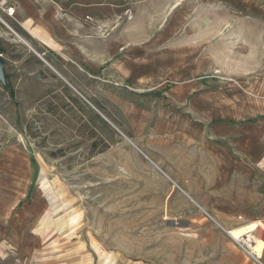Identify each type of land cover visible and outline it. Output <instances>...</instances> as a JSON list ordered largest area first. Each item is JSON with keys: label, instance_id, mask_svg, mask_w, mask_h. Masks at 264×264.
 Returning <instances> with one entry per match:
<instances>
[{"label": "rangeland", "instance_id": "rangeland-1", "mask_svg": "<svg viewBox=\"0 0 264 264\" xmlns=\"http://www.w3.org/2000/svg\"><path fill=\"white\" fill-rule=\"evenodd\" d=\"M10 1L0 264H264V0Z\"/></svg>", "mask_w": 264, "mask_h": 264}, {"label": "crops", "instance_id": "crops-1", "mask_svg": "<svg viewBox=\"0 0 264 264\" xmlns=\"http://www.w3.org/2000/svg\"><path fill=\"white\" fill-rule=\"evenodd\" d=\"M14 163H18V159L16 156H14ZM28 166H29L28 164H24V168H28ZM14 168H15L14 173L17 174L18 170H16V168L18 167L15 164H14ZM170 177L169 178L180 188V185H182V183L176 180V178L173 177L172 175ZM174 179L177 181V183L174 181ZM17 185H18V177L14 176V253L19 256L22 254L24 255L26 252L28 256H31L32 253L34 252L35 242H34V237L28 233L27 228L29 227V221L35 214L36 208L33 202H28L27 204L21 206V200H23V198H25L29 194V187L25 189H20ZM184 193L187 194L190 198H196V194L194 195L192 192L186 189ZM193 202L196 203L194 200ZM196 205L198 204L196 203ZM0 215L1 218L6 216L5 208L2 210ZM254 224H255L254 228L256 229V227L261 223L257 221ZM224 229L228 230V228H224ZM11 237H9V241L11 240ZM262 252L260 253V258L262 256Z\"/></svg>", "mask_w": 264, "mask_h": 264}, {"label": "built area", "instance_id": "built-area-1", "mask_svg": "<svg viewBox=\"0 0 264 264\" xmlns=\"http://www.w3.org/2000/svg\"><path fill=\"white\" fill-rule=\"evenodd\" d=\"M15 17V7L14 4L11 3L10 0H0V25L8 29L13 33V30L11 26L9 25V22L13 21ZM246 241H237L234 240L248 255L253 257V255L249 252L246 245L248 242H250V239L245 237ZM254 258V257H253ZM255 259V258H254ZM257 260V259H256ZM258 261V260H257Z\"/></svg>", "mask_w": 264, "mask_h": 264}, {"label": "water", "instance_id": "water-1", "mask_svg": "<svg viewBox=\"0 0 264 264\" xmlns=\"http://www.w3.org/2000/svg\"><path fill=\"white\" fill-rule=\"evenodd\" d=\"M13 33L15 34V35H17L16 34V32H14L13 31ZM24 45L25 46H27L29 49H31L32 50V48L28 45V44H26V43H24ZM33 51V50H32ZM46 65H48L46 62H45V60L39 55V54H37L36 52H34ZM0 84L2 85V86H4V87H7L8 85H7V76H6V74H5V71H4V60L2 59V49H1V46H0ZM129 143H131L132 144V142L130 141V140H128V139H126ZM133 145V144H132ZM152 162V161H151ZM153 163V162H152ZM169 180L173 183V185L174 186H176L177 188H179L170 178H169ZM180 189V188H179ZM184 193V192H183ZM187 195V194H186ZM188 196V195H187ZM189 197V196H188ZM190 198V197H189ZM190 199H192V198H190ZM192 201H193V199H192ZM198 207H200V206H198ZM200 209L214 222V223H216V225H218V227H220L226 234H228V231L227 230H225L222 226H220V224H218L215 220H213L201 207H200Z\"/></svg>", "mask_w": 264, "mask_h": 264}, {"label": "bare ground", "instance_id": "bare-ground-1", "mask_svg": "<svg viewBox=\"0 0 264 264\" xmlns=\"http://www.w3.org/2000/svg\"><path fill=\"white\" fill-rule=\"evenodd\" d=\"M16 37H17V39L19 40V41H21L23 44L24 43H26V44H28L27 42H25L18 34L17 35H15ZM156 166V165H155ZM196 204V203H195ZM198 206V205H197ZM228 235L231 237V238H233L234 240H239V241H246L245 240V237H248V238H250L249 236H243V235H241V233H240V238H237V237H235V236H233L232 234H231V232H228ZM235 237V238H234ZM246 247H247V249L249 250V252L253 255V257H254V250H255V242H253V244H249V243H247V245H246ZM255 258V257H254Z\"/></svg>", "mask_w": 264, "mask_h": 264}]
</instances>
